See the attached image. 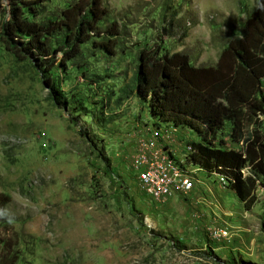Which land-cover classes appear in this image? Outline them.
I'll use <instances>...</instances> for the list:
<instances>
[{"label": "rangeland", "instance_id": "rangeland-1", "mask_svg": "<svg viewBox=\"0 0 264 264\" xmlns=\"http://www.w3.org/2000/svg\"><path fill=\"white\" fill-rule=\"evenodd\" d=\"M73 1L48 0L36 21L56 19ZM102 6L109 14L100 32L118 29L114 53L93 44L105 35L93 37L64 69L56 66L61 105L0 40V195L9 200L0 237L11 240L15 264H264V188L244 206L217 173L187 163L194 133L171 132L150 118L148 101L127 94L143 48L159 44L195 67L215 65L227 41L242 35L256 0ZM229 132L218 139L239 151ZM146 137L183 161L190 192L161 203L141 192L130 161Z\"/></svg>", "mask_w": 264, "mask_h": 264}, {"label": "trees", "instance_id": "trees-1", "mask_svg": "<svg viewBox=\"0 0 264 264\" xmlns=\"http://www.w3.org/2000/svg\"><path fill=\"white\" fill-rule=\"evenodd\" d=\"M47 1L0 0V15L5 14L0 40L17 62L28 63L40 75L61 105L53 69H64L93 37L105 35L93 44L114 53L119 33L116 27L106 33L98 29L109 14L102 0H76L56 19L36 21ZM133 82L127 94L148 101L153 121L197 136L199 141L189 145L187 163L217 173L244 206L252 204L255 189L264 188V0H256L242 35L227 41L215 65L195 67L187 55L163 52L158 44L139 51ZM227 126L228 138L240 145L239 151L224 148L218 139ZM80 135L85 137L81 130ZM8 201L0 195V226L8 222ZM10 242L0 237V264L18 260Z\"/></svg>", "mask_w": 264, "mask_h": 264}, {"label": "built area", "instance_id": "built-area-1", "mask_svg": "<svg viewBox=\"0 0 264 264\" xmlns=\"http://www.w3.org/2000/svg\"><path fill=\"white\" fill-rule=\"evenodd\" d=\"M188 150L190 151V147ZM130 168L136 173L135 178L141 192L153 202L161 203L172 195L186 194L193 188L183 161L171 151L156 146L147 137L137 140ZM219 180L226 186L222 177Z\"/></svg>", "mask_w": 264, "mask_h": 264}, {"label": "crops", "instance_id": "crops-1", "mask_svg": "<svg viewBox=\"0 0 264 264\" xmlns=\"http://www.w3.org/2000/svg\"><path fill=\"white\" fill-rule=\"evenodd\" d=\"M171 127V132L173 131V130H178V131H180V128H175V127H173V126H170ZM188 132H190V131H188ZM190 133H192V132H190ZM199 141V140H198ZM170 151L175 155V153L173 152V149L171 148L170 149Z\"/></svg>", "mask_w": 264, "mask_h": 264}]
</instances>
